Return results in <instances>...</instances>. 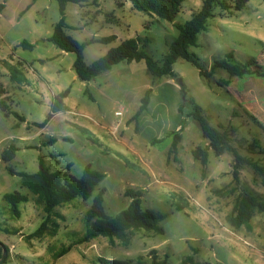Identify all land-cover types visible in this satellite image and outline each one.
<instances>
[{
    "label": "rangeland",
    "instance_id": "obj_1",
    "mask_svg": "<svg viewBox=\"0 0 264 264\" xmlns=\"http://www.w3.org/2000/svg\"><path fill=\"white\" fill-rule=\"evenodd\" d=\"M236 2L228 0L230 15L215 5L206 30L198 34L190 52L200 68L179 59L174 76L157 78L144 61H123L82 82L73 67L75 54L47 40L60 19L57 1L0 0V101L6 106L0 107V243L9 249L4 264H98L99 258H142L152 264L153 252L162 264H264V216L255 214L249 228L227 221L240 194L264 198V188L250 168L235 182L233 155H216L190 116L195 104L213 126H233L234 145L243 156H249L247 146L254 140L264 148L263 82L233 79L222 70L210 79L200 75V69L210 71L214 62L229 55L236 65L262 57L264 0H248L241 10L235 9ZM202 4L185 0L175 19L167 21L134 9L127 0H88L82 7L69 3L66 32L85 44L88 65L131 38H140L141 48L162 63L179 35L178 26ZM110 36L115 37L110 43L90 42ZM23 41L33 48L19 46ZM20 60L27 78L23 83L13 81L9 73V64L19 66ZM226 80L231 85L219 84ZM146 94L148 106L138 114ZM121 108L124 115L117 117ZM199 146L208 148L206 166L193 156ZM11 147L16 148L14 158L3 160ZM256 152L252 157L264 164L260 148ZM41 161L66 179L81 178L87 166L105 178L87 200L76 198L57 207L61 217L54 214L44 234L32 237L46 213L10 170L33 174ZM100 191L109 218L128 208V191L138 192L143 211L166 215L159 223L163 233L133 232L128 246L104 237L79 243L86 229L84 217ZM13 192L29 199L19 205L20 218L12 217L3 200ZM66 247L69 253L56 258Z\"/></svg>",
    "mask_w": 264,
    "mask_h": 264
},
{
    "label": "trees",
    "instance_id": "obj_2",
    "mask_svg": "<svg viewBox=\"0 0 264 264\" xmlns=\"http://www.w3.org/2000/svg\"><path fill=\"white\" fill-rule=\"evenodd\" d=\"M59 5L60 19L54 25L52 34L47 39L53 45L64 52L74 53L76 56L74 62V70L78 79L82 82H90L102 73L110 70L114 65L126 61L131 63L133 61L146 63L147 69L151 75L160 78L163 76H174L173 65L179 59L190 61L200 68L195 56L190 52V49L196 45L197 36L200 32L206 30L207 22L212 17V10L215 5L220 6L223 12L231 14L232 6L229 5L228 0H203L200 10L192 14V17L184 25H179L178 37L169 45V51L164 56L162 63H158L151 56H149L141 48L140 38H131L123 41L117 47L111 48L107 54L92 64L88 65L84 59V46L67 34L66 30L69 26L66 23V6L73 3L82 7L88 0H55ZM133 8L138 11L147 12L160 19L173 21L180 13L182 4L185 0H127ZM248 0H237L235 9L241 10ZM3 5L0 6V8ZM225 16V13L221 14ZM115 39L114 36L104 37L101 39H93L90 42L110 43ZM19 46L32 49L33 45L27 41H23ZM232 55H229L228 60H220L213 63L210 71H203L200 69V75L206 79H210L217 71H225L230 78L241 79L244 77H252L260 79L264 84V51L262 57L258 59H251L245 64H234L230 62ZM23 62L19 61V66H10L9 73L13 81L23 83L26 81L25 77H21ZM253 81V85H254ZM221 86L231 85V81L226 80L219 82ZM252 85V86H253ZM251 86V87H252ZM250 87V89H251ZM250 89L248 91H250ZM247 91V92H248ZM148 106V95L142 99V106L138 114L146 110ZM0 107L6 108L3 101H0ZM138 116V115H137ZM190 116L195 120L201 130L204 139L207 140L209 147L216 153V155H223L229 152L233 155L232 175L235 182H239L240 173L245 168H250L254 174V180L257 181L262 188H264V164H261L252 157L258 154L256 149L260 148V153L264 154V148H261L258 140H254L247 146L249 156L240 154L237 147L234 145L235 128L233 126H213L204 111L197 105L192 104V112ZM91 138V137H89ZM93 142L95 140L91 139ZM180 136L175 135L173 150H177V144ZM16 148L11 147L5 151L3 160L10 161L14 158ZM193 156L200 161L203 166L208 163V148L197 147L193 151ZM12 174H18L21 178V185L27 188L28 191L34 195L35 203L40 206L46 213V219L40 228L32 234V237H41L47 229L48 223L56 214L57 207L70 203L76 198L87 200L91 197L94 189L105 178V174L91 170L87 166L84 170L83 176L79 179H66L61 176V172L52 173L40 162V169L33 174L16 173L10 170ZM131 197V202L128 208L119 213L115 218H109L103 207L104 191H100L94 198L90 210L84 217L86 226L85 233L79 240V243L89 242L98 237L109 239H118L123 245L130 244V236L133 232L147 231L155 233H163V229L159 223L166 218L163 213L154 212L151 210L143 211L141 207L140 194L134 191L126 193ZM4 202L9 206V211L14 218H20L21 211L19 205L28 202V196L20 192H13L3 196ZM262 214L264 216V198L261 195H253L250 193L240 194L234 203L231 213L227 216V221L234 227L246 225L248 228L250 220L255 214ZM5 249V255L2 258ZM70 247L63 248L56 258L69 253ZM152 264H162L157 260V255L153 252ZM9 255V249L0 243V264H4ZM189 260H184L181 264H189ZM98 264H146L143 263L142 258L137 261L133 260H107L99 258Z\"/></svg>",
    "mask_w": 264,
    "mask_h": 264
},
{
    "label": "crops",
    "instance_id": "obj_3",
    "mask_svg": "<svg viewBox=\"0 0 264 264\" xmlns=\"http://www.w3.org/2000/svg\"><path fill=\"white\" fill-rule=\"evenodd\" d=\"M33 4H31V5H27V7L29 8V6H32ZM4 7V6H3ZM3 7H1L0 8V17H2V13H1V11H2V9H3ZM5 60V59H4ZM3 60V61H4ZM21 61V60H20ZM19 61H17V63H18ZM23 63H24V61H22ZM9 65H12V66H15L16 65V63L14 64V62L13 63H11V64H9ZM22 76L21 77H25L24 75H23V72H22V74H21ZM26 78V77H25ZM27 79V78H26Z\"/></svg>",
    "mask_w": 264,
    "mask_h": 264
},
{
    "label": "built area",
    "instance_id": "obj_4",
    "mask_svg": "<svg viewBox=\"0 0 264 264\" xmlns=\"http://www.w3.org/2000/svg\"><path fill=\"white\" fill-rule=\"evenodd\" d=\"M124 108H121L119 111L116 112L117 117H122L124 115ZM119 125V124H118Z\"/></svg>",
    "mask_w": 264,
    "mask_h": 264
},
{
    "label": "water",
    "instance_id": "obj_5",
    "mask_svg": "<svg viewBox=\"0 0 264 264\" xmlns=\"http://www.w3.org/2000/svg\"><path fill=\"white\" fill-rule=\"evenodd\" d=\"M4 250V252H3V255H2V258L4 257V255H5V249H3Z\"/></svg>",
    "mask_w": 264,
    "mask_h": 264
}]
</instances>
